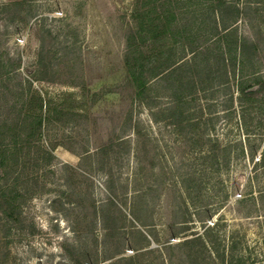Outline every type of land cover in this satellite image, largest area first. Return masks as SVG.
Masks as SVG:
<instances>
[{
	"label": "rangeland",
	"instance_id": "obj_1",
	"mask_svg": "<svg viewBox=\"0 0 264 264\" xmlns=\"http://www.w3.org/2000/svg\"><path fill=\"white\" fill-rule=\"evenodd\" d=\"M134 3L0 0V143L32 93L57 106L0 174L22 193L0 212V264H169L143 250L151 229L179 241L215 222L213 238L264 255V92L246 102L237 85L264 79V0H177L186 36L142 97L125 65Z\"/></svg>",
	"mask_w": 264,
	"mask_h": 264
},
{
	"label": "trees",
	"instance_id": "obj_2",
	"mask_svg": "<svg viewBox=\"0 0 264 264\" xmlns=\"http://www.w3.org/2000/svg\"><path fill=\"white\" fill-rule=\"evenodd\" d=\"M177 0H135L134 18H136V30L130 31L126 37L125 65L130 83L136 90V95L142 97L147 89L148 80L151 76H157L164 69L170 59L168 43L171 38L186 36L185 30L175 28L171 30L176 21L174 6ZM227 27H225L226 29ZM228 32L222 33L221 37L230 42ZM178 40V39H174ZM227 44V45H228ZM238 90L241 99L246 102L254 100L259 93L264 92V79L258 77L252 83H246L245 79L238 80ZM68 107H73L72 103ZM57 110L50 97H43L34 92L28 99L23 116L14 122L10 134V144L0 143V174L8 172L17 161V150L21 141L33 136L41 135V126L44 119ZM29 128V129H28ZM8 150L12 154L8 156ZM260 162L264 163V146L262 148ZM22 195L20 189L6 182H0V212L6 216H13L20 206L19 198ZM135 212V211H134ZM137 215V213L135 212ZM138 216V215H137ZM207 223V221L205 222ZM219 223H207L201 232H194L191 236L184 235L183 239L173 241V237L181 231L174 232L168 239L161 241L158 233L151 229L148 234L157 243L156 247H148L143 250L161 251L164 259L169 264H179L174 259L175 250H179L184 264H203L204 252L208 251V242L214 248V260L210 264H264V255L259 258L256 254L236 251L237 242L233 239L225 243L213 238L211 231L218 227ZM208 237V239H207ZM211 249V248H210ZM140 250V251H143ZM139 252V251H137ZM140 255V253H137ZM203 254V255H202ZM135 255L130 256L132 260Z\"/></svg>",
	"mask_w": 264,
	"mask_h": 264
}]
</instances>
